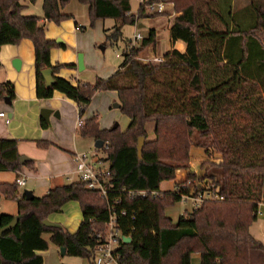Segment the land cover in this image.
Listing matches in <instances>:
<instances>
[{"label":"trees","instance_id":"obj_1","mask_svg":"<svg viewBox=\"0 0 264 264\" xmlns=\"http://www.w3.org/2000/svg\"><path fill=\"white\" fill-rule=\"evenodd\" d=\"M68 1L42 0L39 16L24 13L25 0H0V46L23 38L33 42L38 98L59 91L82 113L94 92L114 90L129 123L123 131L119 126L102 129L94 115L79 127L81 136L106 144L100 149L110 171L106 196L76 180L28 200L18 194L15 180L0 182V194L16 200L20 215L15 226L0 236V264H43L39 251L48 248L43 234L64 247L66 254L94 264L100 244L97 234L105 231L111 214L121 234L113 250L117 264H191L194 253L200 255L199 264H264V244L249 232L258 205L264 202V9L253 1L239 12L227 0V4L164 0L174 5L170 37L184 43L183 52L171 49L158 63L137 59L154 43L149 30L138 45L124 47L120 68L108 77L74 86L53 76L52 84L46 85L43 69L51 68L53 73L72 66L51 65L50 50L65 44L47 39L42 22L69 18L62 12ZM78 1L89 5L92 21L116 20L112 30H105L110 43L121 36L122 25L135 23L134 15H127L130 0ZM5 97H14L11 82L0 84V100ZM149 123H153L151 140ZM139 137L144 138L140 157ZM192 146L220 154L214 164L219 176L205 174L211 186L204 192L211 191L212 196L173 221L165 209L188 195L189 188L183 181L174 182L170 190L160 186L174 181L176 171L186 167ZM19 157L16 139L0 138V171L19 172L32 166L31 159L21 163ZM71 200L81 210L74 232L42 223ZM13 216L1 213L0 228Z\"/></svg>","mask_w":264,"mask_h":264},{"label":"crops","instance_id":"obj_2","mask_svg":"<svg viewBox=\"0 0 264 264\" xmlns=\"http://www.w3.org/2000/svg\"><path fill=\"white\" fill-rule=\"evenodd\" d=\"M26 2L28 1L25 0ZM62 12L69 14L65 5L62 7ZM41 14L42 11L39 16ZM153 18L162 20L148 25L149 30L153 31L154 43L145 48L146 52L151 56H162L174 48L183 52L185 50L184 43L181 40L173 41L170 37L172 18H168L166 15H156ZM42 22L47 39L55 41L60 39L61 42L57 43L65 44V47H53L50 50L51 65H72L60 67L58 71L52 73L53 76L67 79L74 86L83 82L84 77L81 70L90 65V59L86 55L83 47L84 42L81 38L85 27L75 21L73 15L59 23L46 20ZM136 24L137 28H141L145 23L137 22ZM103 30L110 31L108 28ZM136 32L141 33L140 31ZM100 48L104 49V46L101 45ZM78 53H82L83 56L84 67L81 70L77 67ZM34 58V45L28 38H23L16 44L0 46V84L11 82L14 90L12 99L5 97L0 100V112L3 113L0 116V138L16 139L18 153L32 160V166H23L19 172H10L16 177L23 176L25 184L22 187L29 188L28 190H31L34 196H37L36 190H40L39 196H41L56 185L77 180L74 173L73 156L81 151L78 120L82 123L94 114L89 113L83 119L85 108L82 113H79L78 104L59 91H54L51 97L38 98ZM14 60H19L18 68L12 64ZM110 91L117 94L114 90ZM43 109L48 110L47 119L41 115ZM115 124L119 126L117 122H114L110 127L101 126L100 128H113ZM125 128L123 127L121 130L123 131ZM0 182L7 181L0 180ZM174 182L165 181L163 183H168L169 188L163 189L162 183L160 189L170 190L173 188ZM18 194H23V191L19 190ZM17 213L18 210L15 214L17 215ZM199 260V253L191 255V264H199Z\"/></svg>","mask_w":264,"mask_h":264},{"label":"rangeland","instance_id":"obj_3","mask_svg":"<svg viewBox=\"0 0 264 264\" xmlns=\"http://www.w3.org/2000/svg\"><path fill=\"white\" fill-rule=\"evenodd\" d=\"M232 5L233 11H243L250 2L257 3L262 9H264V0H227ZM42 0H35L33 3L26 2L27 7L24 13L39 15L41 12ZM223 3L226 0H222ZM227 4V3H225ZM138 4L136 0H130V8L132 13H136ZM65 8L69 14L73 15L75 21L79 22L85 28L81 33V38L84 42L83 47L87 57L90 59V65L87 68L81 70L83 75V82L92 83L97 77H108L119 65L123 62L122 50L128 44L129 40L133 38V34L136 31H140L143 37L148 35V25L162 20L161 18L155 19L152 17H141L138 19L139 23H145L144 27L137 28V24L125 23L121 27V36L115 43H110L106 38L104 28H111L117 22L113 18H97L91 20L89 12V6L86 3L79 2L78 0H69L65 4ZM245 21L247 17L243 15ZM158 20V21H157ZM139 43V42H138ZM104 46V49L100 47ZM141 60H148L152 56L146 52L144 48L142 52L137 56ZM143 62V61H142ZM151 62V61H150ZM153 63V62H152ZM118 101L117 94L110 90H98L94 92L91 97L90 103L85 107L83 113V119L92 113L97 116L99 127H110L114 122L119 124V128L123 129L128 123V118L121 112L119 108L113 107V104ZM119 103V102H118ZM147 137L149 140L154 138L153 123H149L146 126ZM80 146L81 151L79 154H86L88 158L96 162L99 166L106 168L108 163L101 158L104 156L103 150L96 149L94 147L95 138L92 136H81ZM104 147V146H102ZM94 154V155H93ZM220 154L215 150H209L206 153L204 148L192 146L189 152V160L185 168L178 169L175 173V182H185L189 188V193L192 196H198L203 192L205 188H210L211 181H207L204 177L207 173H213L217 177L218 169L214 164L220 161ZM16 175L10 171H0V180L11 182L15 179ZM204 177V178H203ZM70 183V182H69ZM210 183V184H208ZM163 189L169 188L168 183H163L161 186ZM29 189L27 187H19L18 191ZM36 195H40V190H36ZM193 207L190 199H182L175 202L173 205L165 209V213L173 220H176L178 216L185 211V209H191ZM260 213L257 214L256 219L251 223L249 232L251 235L264 244V202H260L258 205ZM17 203L14 198H8L3 194H0V214L8 213L16 215ZM47 219L60 224L64 229L69 232H74L81 221L80 205L77 201L71 200L66 202L58 212L50 213ZM43 237L48 241V248L43 251H39L42 256L43 264H92L91 260L84 257L73 256L69 254H60V247L49 241V234H43ZM117 264V263H110Z\"/></svg>","mask_w":264,"mask_h":264},{"label":"built area","instance_id":"obj_4","mask_svg":"<svg viewBox=\"0 0 264 264\" xmlns=\"http://www.w3.org/2000/svg\"><path fill=\"white\" fill-rule=\"evenodd\" d=\"M138 7L136 13H132L131 10L127 12V15L133 14L135 17V24L141 17H148L152 15H166L168 18H173L176 15L174 10V5L171 2H166L164 0H136ZM143 36L141 33L136 32L133 38L129 40L130 46H136V44L142 41ZM141 60V58L137 57ZM162 56H152L148 60H141L143 62H153L158 63L162 61ZM3 113L0 112V116ZM81 125V121L78 120V126ZM106 147V144H104ZM74 160V173L77 176V180H81L86 183V186L92 190H97L102 196H106L109 189V176L110 171L108 166L103 168L99 166L96 162L90 160L86 154L76 153L73 156ZM15 182L19 187L25 184V178L23 176H18L15 178ZM212 192L206 191L201 192L198 196H192V194L183 195L182 199H190L192 201L193 207L198 206L205 197H211ZM260 213L257 210V214ZM100 238V244L97 246L94 255V264H109L117 261V256L114 254L113 250L118 245L119 239L121 237L120 231L115 227V217L113 214L109 216L106 229L103 233L97 234Z\"/></svg>","mask_w":264,"mask_h":264},{"label":"water","instance_id":"obj_5","mask_svg":"<svg viewBox=\"0 0 264 264\" xmlns=\"http://www.w3.org/2000/svg\"><path fill=\"white\" fill-rule=\"evenodd\" d=\"M139 26H140V25H139ZM56 42H61V40H60V39H56ZM12 64H13V66H14L15 68H18L20 62H19V60H14V61L12 62ZM77 67H78L79 70L83 69V67H84L82 53H78V54H77ZM42 74H43V76H44V79H45V83H46V85H51L52 82H53V74H52V70H51V68L43 69V70H42ZM113 107H115V108H119V107H120V104H119L118 102H116V103L113 104ZM47 113H48V110H47V109H43V110H41V115H42L45 119H47V116H46ZM115 127H117V124H115V125L113 126V128H115ZM143 142H144V138H143V137H139V138H138V142H137V153H138V156H139V157L141 156V151H142V147H143ZM102 146H104V142H103L102 140H96V141H95V143H94V147H95L96 149H101ZM19 160H20L21 163H24L25 161H28L29 158L26 157V156H24V155H20ZM23 195H24V197H25L26 199H28V200H29V199H32V198L34 197L33 192H32L31 190H28V189L23 190ZM19 218H20V215L17 214V215H15V216H13V218L9 221L8 224L2 226V227L0 228V236H2V235H4V234H6L7 232H9V231L15 226V224L17 223V221L19 220ZM42 223H43L45 226H48V227H57V226H60V224L55 223V222H52V221H50V220H48V219H44V220L42 221ZM122 239H123V241L128 242L130 238H129V237H125V236H123ZM65 253H66L65 248H64V247H60V254H61V255H64Z\"/></svg>","mask_w":264,"mask_h":264}]
</instances>
